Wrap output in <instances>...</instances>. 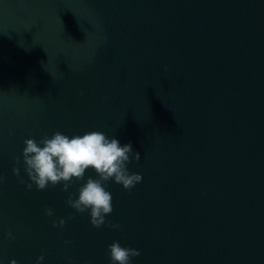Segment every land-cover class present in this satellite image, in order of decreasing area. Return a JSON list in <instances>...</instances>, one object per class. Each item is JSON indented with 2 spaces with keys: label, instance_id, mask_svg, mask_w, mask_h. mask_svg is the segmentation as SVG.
I'll list each match as a JSON object with an SVG mask.
<instances>
[{
  "label": "water",
  "instance_id": "obj_1",
  "mask_svg": "<svg viewBox=\"0 0 264 264\" xmlns=\"http://www.w3.org/2000/svg\"><path fill=\"white\" fill-rule=\"evenodd\" d=\"M93 130L143 177L106 183L100 228L12 172L31 183L26 138ZM0 176V264H112L114 241L131 264H264V0H0Z\"/></svg>",
  "mask_w": 264,
  "mask_h": 264
},
{
  "label": "clouds",
  "instance_id": "obj_2",
  "mask_svg": "<svg viewBox=\"0 0 264 264\" xmlns=\"http://www.w3.org/2000/svg\"><path fill=\"white\" fill-rule=\"evenodd\" d=\"M167 70L165 66L164 71ZM24 145L23 167L31 183H25L20 175V167L14 166L12 172L18 182L25 184L28 190L32 189L33 184L37 190H44L50 185H62V191L69 193L65 203L76 213L89 212L90 223L96 228L105 225V217L113 211L112 195L106 190V183L112 180L131 190L143 179L140 173L130 172L128 169V164L138 162L141 158V154L134 151L131 142L121 146L116 138H109L101 131L93 130L72 137L55 131L50 137L44 135L39 141L34 137L26 138ZM20 161L21 158L18 157L17 165ZM89 168L95 171L98 178L89 176L74 198L70 187L75 182L84 180ZM4 181L5 177L0 176V183ZM44 213L52 217L53 209L46 207ZM72 218L69 215L68 219ZM51 223L53 227L62 228L66 220L61 217L59 220L53 219ZM108 226L116 229L121 227L111 223ZM6 237L8 240L15 239L11 230L6 233ZM108 249L112 264H131L132 258L141 254L139 249L121 246L119 241L108 245ZM44 258V253H41L36 264H40ZM10 264H17V261L13 259Z\"/></svg>",
  "mask_w": 264,
  "mask_h": 264
}]
</instances>
